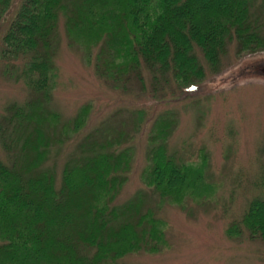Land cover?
<instances>
[{
	"label": "trees",
	"instance_id": "obj_1",
	"mask_svg": "<svg viewBox=\"0 0 264 264\" xmlns=\"http://www.w3.org/2000/svg\"><path fill=\"white\" fill-rule=\"evenodd\" d=\"M13 0H0V24ZM63 20L67 45L113 88L152 80L183 89L212 73L234 45L236 57L264 51V0H19L2 38L3 73L22 81L28 99L0 116V264H119L166 247L165 222L155 204L207 206L218 183L208 158L186 165L168 141L177 114L164 111L146 137L143 187L118 202L134 160L143 110H119L88 132L59 167L65 144L85 127L90 105L64 120L52 107ZM200 55V56H199ZM263 195L249 202L226 231L264 244ZM203 204V205H202ZM155 205V206H154Z\"/></svg>",
	"mask_w": 264,
	"mask_h": 264
},
{
	"label": "rangeland",
	"instance_id": "obj_2",
	"mask_svg": "<svg viewBox=\"0 0 264 264\" xmlns=\"http://www.w3.org/2000/svg\"><path fill=\"white\" fill-rule=\"evenodd\" d=\"M18 4L19 0L12 1L0 24V50L1 38ZM59 29L52 107L64 120H70L80 108L90 105L87 124L59 154V169L67 154L102 121L119 110H143L145 121L133 142L135 154L128 182L117 203L129 200L137 190L145 189L140 175L146 165L151 123L160 113L173 111L178 125L168 141L169 151L190 166L201 164L206 155V176L219 184L207 206L191 201L185 203L186 208L155 204L157 217L165 222V249L154 255H131L119 264H264L263 243L250 240L244 232L237 238L226 234L232 222L240 221L249 202L263 195L256 184L264 170V77L256 75L254 69L264 62V51L238 58L232 45L218 72L212 73L203 61L206 77L192 87L179 89L171 83L154 82L143 70L142 87L133 84L121 89L99 79L82 54L68 47L62 19ZM6 66L0 59V116L7 104H22L28 99L23 82L4 75ZM0 160L7 161L1 146Z\"/></svg>",
	"mask_w": 264,
	"mask_h": 264
},
{
	"label": "water",
	"instance_id": "obj_3",
	"mask_svg": "<svg viewBox=\"0 0 264 264\" xmlns=\"http://www.w3.org/2000/svg\"><path fill=\"white\" fill-rule=\"evenodd\" d=\"M254 73L258 76H262L264 77V62L258 64L255 69H254Z\"/></svg>",
	"mask_w": 264,
	"mask_h": 264
}]
</instances>
